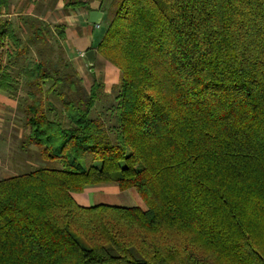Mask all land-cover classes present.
<instances>
[{"label":"trees","instance_id":"obj_1","mask_svg":"<svg viewBox=\"0 0 264 264\" xmlns=\"http://www.w3.org/2000/svg\"><path fill=\"white\" fill-rule=\"evenodd\" d=\"M96 51L120 73L113 143L93 86L46 61L22 73V145L43 165L0 180V264H264V0H115ZM63 83L69 128L45 97ZM106 184L147 209L73 198Z\"/></svg>","mask_w":264,"mask_h":264},{"label":"rangeland","instance_id":"obj_2","mask_svg":"<svg viewBox=\"0 0 264 264\" xmlns=\"http://www.w3.org/2000/svg\"><path fill=\"white\" fill-rule=\"evenodd\" d=\"M48 7L41 0H12L9 10H3L0 14V23L9 21L15 37L19 40L18 46L7 39L0 45L1 73L7 75L10 80L6 83L10 85L7 92L0 90V180L31 172L43 165L37 157L35 146L22 145L25 124L23 112L28 101L22 73L28 72L36 64L46 61L47 66L51 65L49 70L51 78L55 77V71L60 76L67 75L71 77L72 82L78 80L86 93H89L93 86L97 92V100L89 117L99 120L104 125L103 133L111 143L116 141L117 97L120 93L118 69L97 54L93 66L94 72L90 73L86 59H82L84 54L70 50L65 37L64 39L59 37L58 26L53 24L52 20H43ZM37 30L41 32L42 39L35 34ZM63 31L65 33V29ZM19 49L24 50L20 56L17 55ZM53 84V81L45 83L44 92L48 91ZM68 86L67 83L59 84L54 92L45 95L46 104L52 110L50 117L56 116L65 128L71 127V123L67 121L61 108L58 94L69 92ZM90 161L88 160L87 163ZM48 166L61 168L59 163H49ZM130 190V196L126 197L127 200H123L125 205L131 198L138 201L140 207L147 209L137 192Z\"/></svg>","mask_w":264,"mask_h":264},{"label":"crops","instance_id":"obj_3","mask_svg":"<svg viewBox=\"0 0 264 264\" xmlns=\"http://www.w3.org/2000/svg\"><path fill=\"white\" fill-rule=\"evenodd\" d=\"M113 1L115 2V0H41L44 5L49 6L43 20H52L53 24L65 29V40L70 50L84 54L92 49L97 56L96 50L108 27ZM9 7L4 11H8ZM90 11H99L103 14L98 26L89 22L88 13ZM129 192L131 190L122 193L113 184L98 185L85 188L82 193L73 195V198L82 207L95 205L133 206L145 211L146 209L140 207L138 201L131 198H129V202L126 201L130 206L125 205L123 200H127L126 197L131 194Z\"/></svg>","mask_w":264,"mask_h":264},{"label":"water","instance_id":"obj_4","mask_svg":"<svg viewBox=\"0 0 264 264\" xmlns=\"http://www.w3.org/2000/svg\"><path fill=\"white\" fill-rule=\"evenodd\" d=\"M102 16L103 14L99 11H90L88 13L89 22L96 26L100 24ZM83 56L87 61L88 67L90 68V73H93L94 72L93 66L95 64V59H96L94 50L91 49L86 51Z\"/></svg>","mask_w":264,"mask_h":264}]
</instances>
